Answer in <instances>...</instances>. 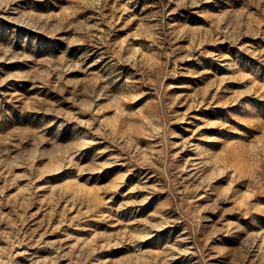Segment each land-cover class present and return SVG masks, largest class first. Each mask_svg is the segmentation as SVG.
<instances>
[{
  "label": "rangeland",
  "instance_id": "1",
  "mask_svg": "<svg viewBox=\"0 0 264 264\" xmlns=\"http://www.w3.org/2000/svg\"><path fill=\"white\" fill-rule=\"evenodd\" d=\"M0 264H264V0H0Z\"/></svg>",
  "mask_w": 264,
  "mask_h": 264
}]
</instances>
